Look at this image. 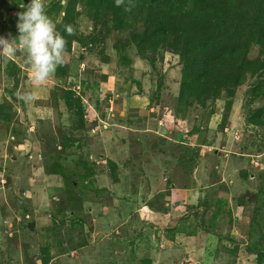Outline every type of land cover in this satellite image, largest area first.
Returning a JSON list of instances; mask_svg holds the SVG:
<instances>
[{"label":"rangeland","instance_id":"1","mask_svg":"<svg viewBox=\"0 0 264 264\" xmlns=\"http://www.w3.org/2000/svg\"><path fill=\"white\" fill-rule=\"evenodd\" d=\"M59 1L45 0L56 25ZM28 2L0 0V36L18 35ZM78 10L46 85L22 53L0 58V264H258L264 124L250 116L264 121V86L248 74L234 95L180 100L181 56L141 39L143 15L114 32Z\"/></svg>","mask_w":264,"mask_h":264},{"label":"trees","instance_id":"2","mask_svg":"<svg viewBox=\"0 0 264 264\" xmlns=\"http://www.w3.org/2000/svg\"><path fill=\"white\" fill-rule=\"evenodd\" d=\"M81 2L90 8L95 25L102 16H110L114 32L123 28L124 18L130 13L143 15L145 29L141 39L149 40L151 46L167 42L181 56L180 100L218 97L223 90L234 95L248 74L258 79L256 93L264 86V0H130L132 7L128 11L125 6L129 0L119 7L115 0H67L64 9L59 1L56 12L64 14L56 26L68 42V51L76 40L75 19ZM64 25H71L74 34L68 35ZM254 44L260 47V54L253 58L250 52ZM2 70L0 62V74ZM4 74L15 76L8 70ZM71 93L66 94V99L72 108ZM75 102L81 106L80 99ZM0 109V117L9 119L10 115L2 114V105ZM261 112L260 109L253 112L252 124H264ZM77 113L82 114L81 107ZM112 165L115 175L116 165L113 162ZM257 260L258 264H264V248L258 251Z\"/></svg>","mask_w":264,"mask_h":264},{"label":"clouds","instance_id":"3","mask_svg":"<svg viewBox=\"0 0 264 264\" xmlns=\"http://www.w3.org/2000/svg\"><path fill=\"white\" fill-rule=\"evenodd\" d=\"M116 6L125 5V0H115ZM45 0H29L16 13L18 35L0 36V58H10L18 52L23 54L24 63L29 69V80L33 87H41L55 76L57 68L65 64L67 40L57 29L46 11ZM131 2L125 6L130 10ZM68 35H73L71 25H64ZM19 99L29 102L34 99L31 90L17 93Z\"/></svg>","mask_w":264,"mask_h":264},{"label":"crops","instance_id":"4","mask_svg":"<svg viewBox=\"0 0 264 264\" xmlns=\"http://www.w3.org/2000/svg\"><path fill=\"white\" fill-rule=\"evenodd\" d=\"M40 219H42L41 217H39Z\"/></svg>","mask_w":264,"mask_h":264}]
</instances>
